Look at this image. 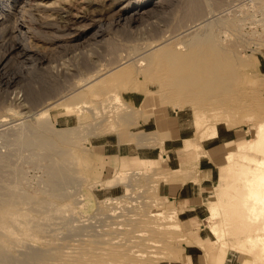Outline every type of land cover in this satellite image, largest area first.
Masks as SVG:
<instances>
[{"label": "rangeland", "instance_id": "obj_1", "mask_svg": "<svg viewBox=\"0 0 264 264\" xmlns=\"http://www.w3.org/2000/svg\"><path fill=\"white\" fill-rule=\"evenodd\" d=\"M141 1L0 0L9 16L8 29H0V59L9 58L0 66V200H9L15 212L6 220L0 214V237H7L0 264H242L238 257H247L236 253L237 235L247 232L236 235L222 206L206 202L223 190L235 154L255 155L243 142L264 120V1L197 0L203 12L188 20L185 0H149L137 17L117 20L120 8ZM199 26H214L216 40L242 60L221 83L209 88L189 81L186 70L165 61L163 48L141 69L129 64L163 41L177 46ZM118 64L121 69L106 72ZM83 81L90 84L81 89ZM39 122L68 133L66 143L54 137L68 153L65 160L48 152L37 157L27 146ZM218 131L235 139L205 149L202 143ZM133 134L129 145H147L155 159L108 157L116 152V137L120 143ZM202 156L213 171L202 195L189 204L170 201L163 184L171 178L200 187L207 177L199 170ZM68 158L74 173L65 170ZM52 171L71 177L60 197L51 194ZM38 199L47 220H54L44 228L32 221L41 211ZM211 213L223 233L210 225ZM193 251L198 260L190 258Z\"/></svg>", "mask_w": 264, "mask_h": 264}, {"label": "bare ground", "instance_id": "obj_2", "mask_svg": "<svg viewBox=\"0 0 264 264\" xmlns=\"http://www.w3.org/2000/svg\"><path fill=\"white\" fill-rule=\"evenodd\" d=\"M212 1L216 5H220L222 3V0H212ZM263 1L264 0H262V2ZM147 2H149V0H143V1L135 3L133 5H131V3H127L125 6L120 8V11L117 13V16H115V17L117 18V20L125 19V17L129 13L131 16L135 15V17H137L139 10ZM258 2L259 1H257V3ZM45 4H46V2H45ZM184 4H185L184 5L185 6V12L182 14L184 19H188V20L194 19V18L200 16L201 12H203L202 11L203 5H201L202 3L198 2L197 0H185ZM8 17L9 16L3 11V9H0V29L7 27V24L9 22ZM201 18H203V17H201ZM227 20L225 19L223 21V24L225 23V25H229V26L237 25L234 20H228V21ZM125 21H126V19H125ZM205 21H206V19H205ZM208 21L211 22L213 20L210 21V19H209ZM215 21L218 24V22H219L218 19ZM200 23H197V24L195 23L196 24L195 27L197 28ZM202 23H204V22H202ZM23 26L26 27L25 25H22V27ZM192 27L194 28V26H192ZM192 27H190V28H192ZM205 27H202L203 30H201V31L199 30L200 28H198V32L193 34V35L191 33L187 32V35L191 34V36L186 40L184 39L183 42H182V40H180L181 42H178L180 44V46H178L179 45L178 44L177 46L175 45V46L169 47L168 44H166L165 41H163L159 44L158 47H154L153 50L145 52L141 58L139 57L140 60H138V58H134L135 61L134 62L131 61V62H129V64L132 65L133 63H135L134 65L137 66V69H141L145 65L151 63L155 54L159 51V49L163 48V50H161L160 53L163 54L165 61L167 63H169V65H171L172 68H183L188 73V80L189 81L195 80V81H197V83H199V85L207 86L210 88L212 86V83L215 80L219 81L221 79L222 75L229 74L230 72L232 74L235 73V71L232 72L231 70L233 68L236 69L238 64H241V63H238V62H240L241 58H239L238 55H236L233 52V50H231V49H233V47L232 48H228V47L226 48V47L222 46L223 43L220 44L221 39H220V41L218 40L219 42L216 40V38H215L216 33L214 32V26H208V27L205 26ZM5 29H8V28H5ZM189 29L187 31H189ZM236 29H237V27H236ZM238 30H240V29H238ZM192 31H194V30H192ZM196 31H197V29H196ZM184 37L187 38V36H185V35H184ZM175 40H176V38H174L173 41L176 42ZM88 43H89V41H88ZM55 45H57V44H55ZM225 46H228V45L226 44ZM146 47H148V46L146 45ZM146 47H145V49H147ZM111 48H113V47H111ZM143 48H142V50H143ZM138 49L141 50L140 48H138ZM137 50H136V52H137ZM131 56L133 57V55H131ZM31 58H33V57H31ZM7 59H9V58L6 56H3L0 59V66H2V65L4 66L6 64ZM129 60H133V59L129 58ZM236 64H237V66L235 67ZM121 66H122L121 64H118V65L113 66L112 68H110L108 70L106 68L105 69H106V72H110L112 70L121 69L120 68ZM132 67H133V65H132ZM165 69H167V68H165ZM234 75H232V78H235V77H233ZM88 83L89 82L83 81L80 84H78V87H80L82 89V87L90 84V83L89 84ZM219 83H221V82L219 81ZM174 87L175 88L180 87L179 83L176 84ZM112 98L114 100L118 99L117 95L115 97H112ZM53 104H50V105L53 106ZM42 114H44V112L40 113V115H42ZM252 130H253V135L247 141H244L243 143H246V145H247L246 149L248 151H250V150L253 151V153L255 155H250L246 152H243L244 150L241 152V154H235V156L238 158V160L234 161L231 165H229V167H228L229 176H227V178H226L227 181H226L225 186L223 187V190L221 191L219 196L214 197L212 195L213 199H210V197H209L210 200H208L206 203L214 202V203L222 206V208L225 210V214H226V218H227L228 222L231 221L230 225H233L235 227L233 232H235L236 235L240 231L247 232L245 235L243 234L244 235L243 237H240V238L237 235V238H238L237 240L240 242V244H237V246H236V249H237L236 253L242 252V253H245L247 255V257L245 256L246 257L245 259L243 258L242 254L240 255V256H242V259L240 257H238L242 261V264H264V120H262L256 126H254ZM34 135H36V136L32 139L27 140L26 144H27V146L29 145L31 147L34 146V148L36 149L37 154H38V155L35 154V155H37V157L39 155H42V154L48 152V153L54 155V157L57 158L58 161L60 159L65 160L68 153L66 152L65 149H62L61 146L57 145V142L54 141V137H56V140L58 142L66 143L69 141L68 133L54 132L53 130H50L47 126L42 125V122H39L38 126L36 127V133ZM236 150H238V149H236ZM31 152H33V151H31ZM34 153H36V152H34ZM234 153H235V151H234ZM43 157H45V156H43ZM226 158L228 160H231L234 158V155H232V153H227ZM66 160H68L67 164H66V169H65L67 174H68V172H73V173L76 172L77 168L75 167V162L70 158H68ZM51 164H53V163H51ZM66 172H59V171H57V172L52 171L51 172V174H52L51 186L54 189L51 194L54 197H56V196L60 197L63 195L62 185L65 184L67 178H62V174L66 173ZM69 178H71V177H69ZM69 178L67 179V181L69 180ZM17 180H18V178H17ZM63 188H64V186H63ZM16 190H17V188H16ZM7 193H9V191ZM10 193H9V195H10ZM213 194H214V192H213ZM17 197H18V195H17ZM23 199L24 198H22V200ZM22 200H20V201H22ZM37 201L39 203L41 211L35 213V216L32 219V221L34 222L35 226H39V228H44V226L41 227L42 224L52 223L54 220L53 221L51 219L47 220V217L45 216V214H43L44 207H46L45 202L42 199H38ZM0 214H3V216L5 217L4 220L13 218L15 216L14 205L9 200H3V199L0 200ZM39 218L43 221L39 220ZM229 218H230V221H229ZM209 223L211 226L218 225L219 231H221L222 233L224 232L222 223H221V221H219V217L215 216L214 213H211V215L209 217ZM228 225H229V223H228ZM240 236H242V234ZM6 241H7L6 235H2L0 237V246L6 247V243H7Z\"/></svg>", "mask_w": 264, "mask_h": 264}, {"label": "crops", "instance_id": "obj_3", "mask_svg": "<svg viewBox=\"0 0 264 264\" xmlns=\"http://www.w3.org/2000/svg\"><path fill=\"white\" fill-rule=\"evenodd\" d=\"M130 101L133 104H135V95H132V97L130 98ZM179 120H181V117L176 118V123ZM180 124H182V123H180ZM170 127H171V129H177L178 134H181L182 127L179 124H173ZM122 137L125 138L126 141L119 143V137H118V139L116 137L115 138L116 144H113L116 146L115 147L116 152L109 154L108 157L111 158V157L115 156L118 159H120V158L131 159L134 157H138V158H142V159H146V160L155 159L153 156L150 155L149 150H146L148 148L147 145H145V144H141V145H135L134 144L133 146L129 145V142H128L129 140H130V142L135 143L133 141V139L135 138V134L129 135V136L128 135H122ZM178 138H180V135L176 138L172 137L170 139L172 141V139L176 140ZM234 139H235V137H230V134H224V133L221 134L218 131L217 137L212 138V139L206 138V141H204L202 143V145L204 148L206 147L205 149L210 150V149L218 146L221 143L225 144V143L232 141ZM164 157H166V156H164ZM204 158H206V157L202 156V158L200 159L201 167L199 168V170L201 172H203V174L207 175V177H206L207 180H204L206 178H203L201 181L200 187H194L193 185H190L189 182L182 181L181 178H175V179L171 178L168 182H166V184H163L164 194H165V196H167V198L170 201H176V200L177 201L178 200L179 201L180 200L185 201L186 200V201H188V204H189L191 196L198 198V196L202 195L201 193L204 192L203 189L206 187V182L211 181V178L213 177V171L207 165L209 162V159L206 158L207 159L206 160ZM203 183H204V185H203ZM199 256H200L199 254H197L193 251L190 255V258L193 259L194 257H196V259L198 260Z\"/></svg>", "mask_w": 264, "mask_h": 264}]
</instances>
